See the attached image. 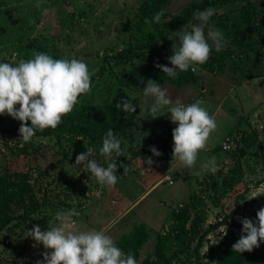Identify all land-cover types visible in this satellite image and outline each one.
<instances>
[{
  "label": "rangeland",
  "instance_id": "1",
  "mask_svg": "<svg viewBox=\"0 0 264 264\" xmlns=\"http://www.w3.org/2000/svg\"><path fill=\"white\" fill-rule=\"evenodd\" d=\"M144 1L42 0L41 8H37L40 0H0V63L15 65L21 59H32L33 52L48 54L53 59L82 60L91 74V90L78 97L76 105L116 106L121 99H130L136 105V112L126 113L121 121L125 123L137 115L133 127L115 136L121 142L122 155L117 157L113 153L111 161H107L89 140L82 137L65 132L60 137H33L24 143L20 140V121L12 118L0 122V175L7 171L30 172V183L35 189L32 198L14 206V222L20 226L11 231L5 229L0 235V264H37L43 261V245H36L27 233L34 225L46 230L48 221L61 209H75L79 213L73 217L77 230H103L115 244L134 225L144 224L150 237L140 252L139 263L148 257L156 260L157 236L172 230L170 216L173 210L185 208L195 218V229L190 235L189 248L176 254L172 264H217L224 250L220 244L227 226L214 228V225L229 216L237 203L241 210L250 202H254L253 210L264 206V108L260 106L264 100V78L250 79L242 85L246 78L264 74V49L255 47L251 53L237 49L229 42L231 29L227 28L232 18L245 11L246 5L258 8L261 0H237L222 7L215 6L214 0H172L165 8L167 17L161 20V31L166 39L169 40L168 37L184 25L195 22L193 15L196 11L212 7L216 12L210 18L209 26L221 30L228 41L219 52L213 48L208 61L197 66L195 72L190 68L199 78L197 83L184 88L172 83L161 86L167 89L173 102L180 99L188 105L202 100V107L218 126L206 148L199 152L192 169L179 164L174 166L176 171H169L170 179L175 183L170 186V179H164L168 173L162 171L173 168L175 160L167 164L151 158L153 162L160 163L161 166L157 167V164L148 165V159L126 156L146 144H162L164 133L172 124L166 110L159 112L155 119L148 117L143 97V88L148 80H143V87L137 91L125 88L119 82L121 74L134 71L156 73L160 70L155 67L156 63L169 64L168 58L174 54L172 47L150 61L119 62L113 58L130 47L149 54L163 42L149 43L144 38L145 34L131 30ZM202 5L203 8H198ZM45 8L48 9L47 14L43 13ZM240 20V27L245 29L246 19ZM258 28L259 25L251 27L244 35L240 33L239 37L244 38L243 45L259 37ZM227 51L234 53L220 63L216 62ZM230 135L234 138L232 149L216 151V147H220ZM88 148L93 149L90 159H95L100 166L117 164L114 187L101 186L83 165H75L76 156ZM213 157L219 170L215 174L204 172L197 175L200 165ZM125 167H128L126 174ZM43 171L45 174L41 175ZM154 181L163 185L138 208H130ZM27 208L30 209L29 219L22 220V215L28 213ZM239 219L236 216L232 220ZM205 231L209 234L205 236L197 259L198 254L193 248ZM178 248L175 246L167 259L179 251ZM243 264H264V242L248 252Z\"/></svg>",
  "mask_w": 264,
  "mask_h": 264
},
{
  "label": "clouds",
  "instance_id": "2",
  "mask_svg": "<svg viewBox=\"0 0 264 264\" xmlns=\"http://www.w3.org/2000/svg\"><path fill=\"white\" fill-rule=\"evenodd\" d=\"M41 4L42 0L36 7L41 8ZM215 12L216 9L212 7L196 11L193 15L195 22H190L178 32L172 33L168 38H174L176 43L172 45L174 54L168 58L171 67L159 63L155 67L167 76L176 78L179 72H186L190 68L195 72L197 66L205 64L213 48L217 52L221 51L228 41L221 30L209 26L210 18ZM43 13L47 14L48 9H43ZM162 16L163 10L157 12L151 21L146 19L145 23L158 24ZM90 90L91 74L88 66L76 58L53 59L48 54L33 52L32 59H21L15 65L0 63V116L7 114L21 122L19 134L24 143L30 142L37 131L57 128L62 117L73 111L78 97ZM143 97L148 117L155 119L159 117V112L165 110L166 114H170L171 122L177 125L172 132V160L177 161L183 168L192 169L196 165L199 152L206 148L211 134L218 127L216 120L202 107L204 102L196 100L188 105L180 99L173 102L167 89L152 80H148L143 88ZM116 107L130 115L136 112V105L130 99H121ZM29 121L31 126H28ZM150 151L154 156L160 155L155 147ZM113 153L117 157L122 155L121 142L109 129L103 138L99 154L111 161ZM92 155V148L81 152L76 156L75 165H83L101 186L114 187L117 183V164L100 166L95 159H90ZM146 162L148 165L153 163L151 158ZM127 170L128 167H125L124 174ZM218 170L213 157L203 162L196 174H215ZM164 178L168 179L167 176ZM78 215L75 209H61L48 221L46 230L34 225L28 231V238L34 240L36 245H43L45 249L42 253L43 261H38L37 264H137L134 255H125L105 231L77 230L73 217ZM256 216V222L248 218L241 220L242 235L232 246L233 252H252L264 242V207Z\"/></svg>",
  "mask_w": 264,
  "mask_h": 264
},
{
  "label": "trees",
  "instance_id": "3",
  "mask_svg": "<svg viewBox=\"0 0 264 264\" xmlns=\"http://www.w3.org/2000/svg\"><path fill=\"white\" fill-rule=\"evenodd\" d=\"M172 0H145L139 10L137 15V22L132 27V32H138L142 35L145 34L144 38L149 42L160 41L163 42L154 47L149 54H145L143 51H136L133 47L129 49H124L118 54L113 56V58L119 62H133L134 60H146L150 61L152 58L158 56L160 53L169 50L172 45L176 42L173 40L166 39V35L162 30L161 21L160 23L146 24L145 20H152L153 16L163 10L164 16L161 20L167 17L165 8L171 3ZM237 0H214V4L217 7H222L228 2H236ZM264 0H261V4L258 8L254 5H246L243 9L245 10L240 16H236L230 20L227 28L231 29L229 31V42L234 44L237 49L246 50L248 53L257 47L259 50L264 49ZM204 5L198 6V8H203ZM197 6H194L196 9ZM246 19V28L240 27L242 20ZM237 24V25H235ZM259 25V37L256 40H251L247 44L243 42L244 38H240L239 35H244L248 33L251 27L256 28ZM179 26H183L182 23ZM236 29H234V27ZM173 29V28H172ZM179 28L178 30H180ZM149 31V32H148ZM133 36V33H132ZM132 39V37H131ZM145 41V40H144ZM143 42V41H141ZM234 51L223 52L220 60L216 62L220 63L222 60L229 58ZM171 67L170 64L166 65ZM264 77V74H259L254 77L246 78V81L250 79H256ZM143 80H152L157 82L160 86L166 83H172L178 88H184L188 85L195 84L198 82L199 78L194 75L189 69L186 72H179L176 78H172L164 74L161 70L156 73H140L134 71V73L121 74L119 77L120 84L125 88H132L140 90L143 87ZM125 112L122 109H118L114 105H104L97 107L91 103H82L75 105L73 111L62 117V122L55 129H46L43 132L37 131L34 138L38 137H60L62 133H70L75 137H82L89 140L96 151L102 147V141L109 129L114 133V136L123 134L127 131L128 127H133L136 123V116H131L127 122L123 123L121 118L125 116ZM136 117V118H135ZM6 119H12L8 115L0 116V122ZM68 124H71L70 128ZM28 126H31L28 123ZM177 125L170 124L168 129L165 131L163 136L162 144L154 145L152 143L146 144L139 148L137 151H130L127 153V158L137 159L143 158L144 160L148 158H154L155 160L160 159L162 163H168L169 161H174L173 159V138L172 132ZM76 143V141H75ZM78 144V143H76ZM155 147L159 156H154L150 149ZM216 151H222L221 147H217ZM157 161L153 162L152 165L155 166ZM44 175L45 172H41ZM35 189L30 183V172H20V171H7L0 175V235L6 229L11 231L17 229L19 225L18 222H14L16 214L14 206L24 203L27 199L34 196ZM254 202H250L243 210L241 206L237 203V206L233 209L229 216H226L218 225H214V228H219L221 226H227V234L224 235V239L220 244L224 247L222 256L218 259L217 264H243L246 259L248 252L235 253L232 250V246L239 240L242 235V224L241 220L248 218L253 222H256V213L261 208L253 210ZM28 213L22 215V220L29 219L30 209L27 208ZM238 216L239 221H233L232 219ZM170 220L172 221L171 231L169 233L160 234L157 236V251L156 260H152L148 257L146 260L140 261V252L146 244L150 237L149 231L144 224L135 225L132 230L122 236V238L116 243L125 255L131 253L137 261V264H172L173 258L179 252L183 253L188 247L190 242V235L195 229V218H192V214L188 209H182L180 211L173 210ZM230 220H232L230 222ZM190 222L192 223L189 227ZM209 234V231H205L198 239L197 244L193 248V251L198 254L200 258L199 251L203 247L205 236ZM178 246L179 251H176L171 257L168 258V254Z\"/></svg>",
  "mask_w": 264,
  "mask_h": 264
},
{
  "label": "crops",
  "instance_id": "4",
  "mask_svg": "<svg viewBox=\"0 0 264 264\" xmlns=\"http://www.w3.org/2000/svg\"><path fill=\"white\" fill-rule=\"evenodd\" d=\"M264 77H260V78H256V79H263ZM249 81H246V82H242V85H244V84H246V83H248ZM203 93V92H202ZM202 97V96H201ZM188 101H190V102H194V100L193 99H191V100H189V99H187ZM186 100V101H187ZM260 106H263V108H264V100H263V103L260 105ZM262 108V109H263ZM261 109V110H262ZM259 112H261V111H259ZM258 112V113H259ZM227 137V136H226ZM223 143V142H222ZM222 145V144H221ZM221 145H220V147H221ZM217 148V147H216ZM215 151V150H214ZM137 160H138V158H137ZM173 164H172V167L173 168H167V170L166 171H162V172H165V174L166 173H168V175H167V177H168V179H170L171 177V175L169 174V171H176L175 170V168H174V166H179V163L177 162V161H174V162H172ZM168 164V163H167ZM166 164V165H167ZM169 166H170V164H169ZM165 180H167L166 178H164ZM171 180V179H170ZM164 181V180H163ZM175 184V183H174ZM163 185V183L162 182H156V181H154V182H152L151 183V185H150V187L145 191V192H143L139 197H137L135 200H134V202H133V204H132V207H130V208H133V209H136V208H138L139 207V205H141L146 199H148L150 196H152L159 188H160V186H162ZM169 185V184H168ZM170 186V185H169ZM122 195V194H121ZM105 225L103 224V226L102 227H104ZM135 226V225H134ZM127 233V232H126Z\"/></svg>",
  "mask_w": 264,
  "mask_h": 264
},
{
  "label": "built area",
  "instance_id": "5",
  "mask_svg": "<svg viewBox=\"0 0 264 264\" xmlns=\"http://www.w3.org/2000/svg\"><path fill=\"white\" fill-rule=\"evenodd\" d=\"M232 145H234V138L233 136L230 135L224 139L221 145V148L223 151H229L232 149ZM160 166H161L160 163H157V167H160ZM173 184H174V181L172 179L169 180V185H173Z\"/></svg>",
  "mask_w": 264,
  "mask_h": 264
}]
</instances>
